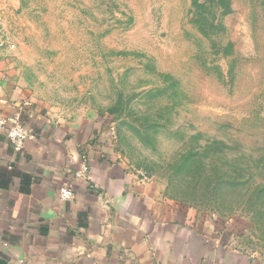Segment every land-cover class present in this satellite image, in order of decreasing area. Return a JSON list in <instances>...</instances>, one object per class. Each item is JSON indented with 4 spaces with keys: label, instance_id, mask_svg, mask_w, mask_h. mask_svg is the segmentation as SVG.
I'll list each match as a JSON object with an SVG mask.
<instances>
[{
    "label": "rangeland",
    "instance_id": "rangeland-1",
    "mask_svg": "<svg viewBox=\"0 0 264 264\" xmlns=\"http://www.w3.org/2000/svg\"><path fill=\"white\" fill-rule=\"evenodd\" d=\"M0 43L36 104L264 256V0H0Z\"/></svg>",
    "mask_w": 264,
    "mask_h": 264
},
{
    "label": "crops",
    "instance_id": "crops-1",
    "mask_svg": "<svg viewBox=\"0 0 264 264\" xmlns=\"http://www.w3.org/2000/svg\"><path fill=\"white\" fill-rule=\"evenodd\" d=\"M16 111L31 137L14 152L0 129V264H264L127 169L92 116L62 118L36 104L0 51V113ZM83 162L85 179L75 177ZM65 183L71 200L60 198Z\"/></svg>",
    "mask_w": 264,
    "mask_h": 264
},
{
    "label": "built area",
    "instance_id": "built-area-1",
    "mask_svg": "<svg viewBox=\"0 0 264 264\" xmlns=\"http://www.w3.org/2000/svg\"><path fill=\"white\" fill-rule=\"evenodd\" d=\"M2 43H0V46ZM0 129L6 131V135L14 152H20L24 148L25 141L31 137V131L23 124L19 111L11 115L4 116L0 113ZM88 173V166L83 162L80 168L75 172V177L85 179ZM144 180L150 179L143 172H138ZM59 195L62 200H71L74 196L70 184L65 183L59 188Z\"/></svg>",
    "mask_w": 264,
    "mask_h": 264
},
{
    "label": "trees",
    "instance_id": "trees-1",
    "mask_svg": "<svg viewBox=\"0 0 264 264\" xmlns=\"http://www.w3.org/2000/svg\"><path fill=\"white\" fill-rule=\"evenodd\" d=\"M223 1V0H222Z\"/></svg>",
    "mask_w": 264,
    "mask_h": 264
}]
</instances>
